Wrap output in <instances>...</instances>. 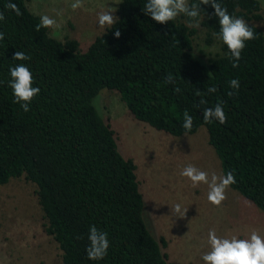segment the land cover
<instances>
[{
    "label": "trees",
    "instance_id": "trees-1",
    "mask_svg": "<svg viewBox=\"0 0 264 264\" xmlns=\"http://www.w3.org/2000/svg\"><path fill=\"white\" fill-rule=\"evenodd\" d=\"M8 2L22 15L7 10ZM145 2L120 0L117 22L82 51L77 39L37 31L41 16L26 0H0V185L22 174L37 185L45 231L62 252L61 264H171L164 237L157 239L147 223L136 164L123 156L94 104L103 88L118 91L131 115L156 130L181 136L204 127L222 175L235 174L230 188L264 211V32L249 22L261 19L259 0H217L257 36L245 42L235 68L223 43L220 54L202 61L192 52L196 28L179 17L156 23L142 11ZM213 12L201 6L208 43L219 32ZM16 51L30 60H13ZM18 63L29 67L33 87L40 88L27 112L8 86L9 68ZM169 74L172 84L165 83ZM231 79L240 81L238 91L229 87ZM218 102L227 122L206 123L203 109ZM185 111L193 117L191 131L182 127ZM91 225L108 233L110 247L100 261L87 259Z\"/></svg>",
    "mask_w": 264,
    "mask_h": 264
},
{
    "label": "rangeland",
    "instance_id": "rangeland-1",
    "mask_svg": "<svg viewBox=\"0 0 264 264\" xmlns=\"http://www.w3.org/2000/svg\"><path fill=\"white\" fill-rule=\"evenodd\" d=\"M120 0H83V7L73 11L74 0H26L29 10L49 15L58 27L48 28L59 40L74 38L84 51L104 29L97 24L101 8H115ZM260 2V20L250 23L264 32V0ZM62 10L57 16L53 11ZM117 17V12L113 13ZM188 24L187 18L178 16ZM216 36L206 41L200 24L193 36L192 52L202 61L221 53ZM97 97V98H96ZM94 98L101 116L115 132L118 147L136 164V175L145 201L147 223L154 236L164 237L162 251L171 264H204L201 256L209 250L207 236L215 229L219 237L247 238L251 231L264 237V211L232 188L220 206L207 200L208 186L193 188L180 175L191 164L211 175H222L220 161L200 127L193 134L173 136L135 119L116 90L103 88ZM181 204L187 210L183 218L172 215L171 207ZM47 219L38 202L37 185L24 174L0 185V264H61V250L45 231Z\"/></svg>",
    "mask_w": 264,
    "mask_h": 264
},
{
    "label": "clouds",
    "instance_id": "clouds-1",
    "mask_svg": "<svg viewBox=\"0 0 264 264\" xmlns=\"http://www.w3.org/2000/svg\"><path fill=\"white\" fill-rule=\"evenodd\" d=\"M202 5H210L214 15L219 22V32L216 33V38L227 46L228 52L232 58V67H238L241 59V53L245 48L246 41H251L257 38L253 27H249L243 18L230 15L227 8L223 7L217 0H198V2L189 3V0H146L142 11L149 16L151 20L161 25L167 24L175 20L178 16L188 18V27H200V12ZM73 11L83 7V0H74L70 5ZM7 10L15 12L17 16L22 15L17 4L8 2L5 5ZM56 15H62V10L53 9ZM117 10L115 8H101L97 13V24L99 28L104 29L114 25L118 18L113 15ZM3 12H0V21L4 20ZM57 21L49 15H41L39 24L36 25V30L41 28H56ZM116 38H119L120 32L116 30L114 33ZM4 39V33L0 32V40ZM16 61H28L30 57L22 51H16L13 58ZM10 80L8 86L12 89L14 103L20 104L23 111L30 110L32 100L39 95L40 88L33 87V75L29 67L25 63H18L9 68ZM166 84L174 83V78L169 74L165 78ZM229 87L233 90H239L240 81L231 79ZM176 92L180 89L175 88ZM215 87H209L208 92H215ZM196 95L200 96L199 90ZM232 95V92H229ZM200 104H206L207 101L203 98L199 101ZM203 120L209 123L213 120L220 124L227 122V116L223 108L222 102L216 103L215 107H206L203 109ZM193 126V117L187 111L183 114L182 127L186 131H191ZM180 175L187 178L191 182L193 188L200 184L208 186L207 200L214 206H220L226 199V190L236 183L235 174L231 171L218 175L213 172L209 175L208 172L202 171L197 167L189 164L184 167ZM172 215L183 218L187 210H182V206L176 203L171 207ZM88 246L86 247L87 259L91 261H100L108 253L110 241L108 233L99 230L95 225L89 226L88 230ZM207 244L209 250L202 254L201 259L204 264H264V237L253 230L245 239H239L236 236L219 237L215 229H210L207 236Z\"/></svg>",
    "mask_w": 264,
    "mask_h": 264
}]
</instances>
